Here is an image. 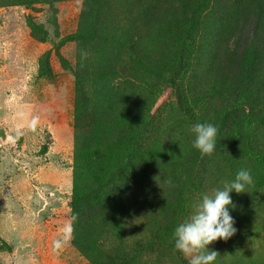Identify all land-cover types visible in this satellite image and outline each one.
I'll use <instances>...</instances> for the list:
<instances>
[{
  "label": "rangeland",
  "instance_id": "374dc122",
  "mask_svg": "<svg viewBox=\"0 0 264 264\" xmlns=\"http://www.w3.org/2000/svg\"><path fill=\"white\" fill-rule=\"evenodd\" d=\"M83 25L95 32L68 38ZM109 30L125 42L117 59ZM181 50L182 86L198 105L197 123L223 119L222 143L245 139L246 113L237 107L224 118L225 106L241 98L264 103V0H0V129L12 136L0 139V264H181L173 232L198 153L167 82ZM63 61L81 66L89 113L78 119L74 73ZM141 123L137 130L154 149L129 163L131 204L122 189L128 173L96 201V171L77 165V147H89L98 128L90 156L104 164L111 149L128 162L124 129ZM256 136L264 155V127ZM240 169L251 170L255 186L231 193L238 231L209 247L220 253L217 264H264L257 164L204 159L189 215Z\"/></svg>",
  "mask_w": 264,
  "mask_h": 264
},
{
  "label": "trees",
  "instance_id": "16d2710c",
  "mask_svg": "<svg viewBox=\"0 0 264 264\" xmlns=\"http://www.w3.org/2000/svg\"><path fill=\"white\" fill-rule=\"evenodd\" d=\"M29 23L32 29L34 30L37 29L36 25L31 19H29ZM82 30H84V32H82ZM93 32L95 31L83 25L81 29L77 31L76 34L71 35L68 38L80 40L82 34L83 35L87 34L90 36L92 35L91 33ZM109 32L112 34V36L111 38H109L110 40L107 43V45L109 44V47L112 50L111 52L113 53L114 57L117 59L119 56L118 53H121V51L124 49L123 44L125 42H122L120 41L119 38H116L114 36L113 30H109ZM109 32L108 33L103 32L101 37H103L104 35L107 36ZM115 39L118 40L115 41ZM128 43L129 46L133 45L131 41ZM48 55H46V58L43 59V62H47ZM185 58H186V52L185 50H181L179 53V60L177 67L175 68V70L173 71L167 82L170 89L174 92V94L178 96L177 99L178 112L182 115V118L189 124V126H192L193 124L197 123L198 120V114L196 112V107L198 105L195 104L194 101L188 102L186 100V96L183 90L181 78L184 75V69L186 67ZM63 62L65 63V67L70 68L71 71H73L74 73V80L77 86V101L75 107H76V117L78 119L88 115L89 113L87 111L88 109L85 103V102L89 103V101L83 94L84 80H82L81 66L78 63L76 68H72L69 62L67 63L66 61ZM106 63L109 65L115 64L118 66V64L111 62L110 60L109 62ZM237 107H240L246 113L247 118L245 121V126H246L245 128L247 131V137L243 140L233 139L229 142L226 141L222 143L221 136L227 130L225 125L223 124V119H221L217 124L220 129L217 139V150L212 156L225 157L228 158L230 161L232 160L235 161L237 164H238V160L249 161L252 162L253 164H257L259 167L258 169L259 174H257V181L260 180L262 185H264V155L255 147L256 140H258L256 136L257 131L260 129V127H264V103L261 101H256V99H252L251 101L246 98L238 99V101H235V103L233 105L228 106V108L227 105L225 106L224 118H227L229 113H231ZM117 120L118 123L120 124L123 123L122 119L117 118ZM141 125L142 123L139 124L135 130L132 124L124 129V135L126 139L122 141L121 145L125 146L126 155L129 159L128 162H124L122 160H119L118 158L116 159V155L112 153L109 146H106V149H110V152L105 155L106 162L104 161L105 162L104 164H102L103 162L100 163L98 154L95 155L98 156V158L90 156L89 151L91 150L92 145H94L99 138L98 128H95L90 135L89 147H83V148L81 147V149L77 147L76 150L77 165L85 162L86 167L92 168L96 171V173L93 174L94 175L93 180L96 182L95 189H93V191L90 193L95 197L96 201H100L98 198L99 195L101 194H103L104 196L107 195L108 191L111 188L115 187L118 184L119 180L128 173L129 175L123 178L124 184H122V189H123V193L125 194L124 199H126V201H129L131 204L133 199V195H131L132 192L131 188L133 189L135 186H134V180L131 177L132 172H129L132 170L129 166V163H132V161L135 163L136 162V160L134 159L135 157L143 155V153L148 150L154 149V145H152V142H149L148 140H144L142 138L143 132L137 130L138 128H141ZM104 135L107 141L111 143H115L110 136L107 137V134L105 133ZM83 154L84 156H82ZM149 156L151 157V154ZM212 156H201L199 151L196 154L197 163L193 170V174L189 175V180L191 181L189 183L187 195L184 198V202L182 204V220L179 223L183 222L189 216L190 208L192 205V197L195 191L196 182L198 180V175L200 172L201 165L204 159L210 158ZM101 164L102 166H100ZM101 168L105 169V172L102 175L99 174ZM108 168L109 170H107ZM75 183L77 184L81 183L80 178L78 176H76ZM82 187H83L82 190L87 189V187L83 185ZM79 200L80 199H78V201ZM102 202L103 204L106 202L105 198L102 199ZM117 207L118 206H116L114 208V211L112 212L113 216H115L116 213L118 212ZM122 212H125V210ZM179 223H177V225ZM172 248L179 257L181 264H188V261L184 258L183 254L175 250L174 240L172 242Z\"/></svg>",
  "mask_w": 264,
  "mask_h": 264
},
{
  "label": "clouds",
  "instance_id": "9594fccd",
  "mask_svg": "<svg viewBox=\"0 0 264 264\" xmlns=\"http://www.w3.org/2000/svg\"><path fill=\"white\" fill-rule=\"evenodd\" d=\"M189 131L194 137L192 147L201 156H212L216 152L218 125L195 123ZM222 183V187L203 194L193 204L192 213L174 229V248L183 254L188 264H217L220 253L209 245L221 239L227 241L238 231L231 214L236 208L231 193H251L249 189L255 186V180L250 169H240L233 179ZM60 243L56 241V247Z\"/></svg>",
  "mask_w": 264,
  "mask_h": 264
},
{
  "label": "water",
  "instance_id": "95a60500",
  "mask_svg": "<svg viewBox=\"0 0 264 264\" xmlns=\"http://www.w3.org/2000/svg\"><path fill=\"white\" fill-rule=\"evenodd\" d=\"M0 139L2 143H6L10 139H12V136L8 134V132L4 128H1L0 129Z\"/></svg>",
  "mask_w": 264,
  "mask_h": 264
}]
</instances>
